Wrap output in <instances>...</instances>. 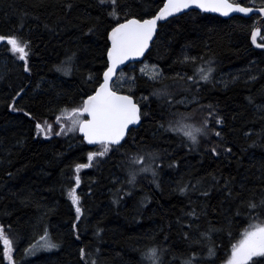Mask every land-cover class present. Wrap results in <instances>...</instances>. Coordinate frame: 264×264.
<instances>
[{
  "label": "trees",
  "instance_id": "trees-1",
  "mask_svg": "<svg viewBox=\"0 0 264 264\" xmlns=\"http://www.w3.org/2000/svg\"><path fill=\"white\" fill-rule=\"evenodd\" d=\"M233 1L264 6V0ZM162 2L118 0L121 22L125 13L148 17ZM110 11L112 5L99 0H0V35L17 36L30 49L25 71V62L0 42V226L13 242V264H141V254L154 246L166 249L163 264H184L194 255L196 264L220 262L252 218L261 213L264 219V208L248 207L264 199V50L250 41L253 27L264 24L255 15L223 18L196 10L159 24L142 60L157 66L159 79L139 72L140 61L115 81L146 115L122 146L80 170L77 186L75 165L88 163V152L100 146L88 147L77 131L37 136L35 124L47 120L60 131V110L81 105L100 84L107 33L116 23ZM73 53L71 74L58 72ZM185 56L196 59L184 62ZM209 61L215 69L210 82L187 80ZM157 89L168 95L153 96ZM184 96L194 99L185 110H197L199 124V115L210 121L206 141L197 145L166 130V120L177 114L174 100ZM137 152L144 162L136 168L151 165L156 175L141 172L130 184L124 157ZM72 189L80 198L79 220ZM45 232L58 247L27 255ZM0 264H9L2 241Z\"/></svg>",
  "mask_w": 264,
  "mask_h": 264
},
{
  "label": "snow or ice",
  "instance_id": "snow-or-ice-1",
  "mask_svg": "<svg viewBox=\"0 0 264 264\" xmlns=\"http://www.w3.org/2000/svg\"><path fill=\"white\" fill-rule=\"evenodd\" d=\"M101 5H112V11L108 14L116 21L115 25L107 33V40L110 41V46L106 49L107 62L106 70L103 72V82L95 89L94 93L87 95L83 99L82 104L69 110L64 108L60 110V114L55 117V124L59 126L60 131H55V127L47 120L44 123L37 122L35 130L37 136L43 134L45 138L50 135H63L67 132H76L82 134L83 142L88 145H99L101 150L96 152H88V163H78L75 165L76 185L79 186L81 180L79 172L81 169L89 168L96 157H103L109 151L113 150V146H122L121 142L125 139L126 134L130 131L131 125H138L141 122L142 116L146 115L141 110L140 105L134 101L132 95L121 94L114 88V77L117 76L119 66L125 61L144 56L145 52L149 50L150 43L154 41L157 36L158 21L166 20L177 13H182L189 9H200L201 12L218 13L221 16L229 17L231 13H241L245 17H250L249 14L258 13L260 22L264 24V6L253 9L252 7L242 6L241 3L233 2V0H165L163 7L159 9L154 15L148 18L131 16L124 14L125 18L121 22V14L118 11V0H99ZM71 8V5H68ZM264 33V28H253L251 32V43L256 48L264 49V43H258L257 37ZM6 41L10 46L12 54L17 55L19 60L25 62V71H28L27 58L30 54L29 42L21 40L17 36L5 37L0 35V42ZM74 57L66 58L57 66L56 70L65 75H70L72 66L74 65ZM196 58L185 56L184 62H194ZM208 66L198 68L193 76H187V80L199 83L210 82L213 79L215 69L211 66V62H207ZM159 75V74H158ZM198 75V80L195 77ZM91 79V77H89ZM133 80L135 78H132ZM155 79V77H153ZM23 91V89H21ZM131 91V89H130ZM17 95H20L18 92ZM153 96L157 98L166 97L168 93L166 90H153ZM143 99H147L144 97ZM209 115H211L212 106H207ZM13 111H17L13 107ZM27 115V113H26ZM210 121L207 119L199 128H189L180 125L179 122L171 125L167 131L182 132L183 136L187 138L192 145L200 143L199 136L207 137L209 135ZM216 124H222V118L215 120ZM163 127V125H161ZM214 135L221 137L220 131H214ZM226 151L231 152L228 148ZM213 155H218L216 147L211 149ZM149 157L155 161L158 157L156 154L149 153ZM144 157H134L132 163H143ZM141 172H151L153 176L156 175L155 169L150 165L141 167L139 169L133 168L129 171L130 179L128 183L133 184L136 176ZM181 194L186 191V186L179 189ZM207 195V192L203 193ZM229 194H231L229 192ZM72 204L76 206V218L80 219L81 208L79 207V196L76 195L75 189L69 193ZM250 210L257 208H264V199L257 205L255 202H249ZM195 215V212L189 213ZM239 215V213H237ZM261 213H258L254 219L257 223H250L248 228L242 233L241 238L231 245V254L227 259L226 264H264V220L260 219ZM75 228L76 225H73ZM191 227V225H189ZM206 235V234H203ZM187 238V234H185ZM42 243L30 246L26 249L27 255H35L37 250H51L58 245L52 242L47 232L40 238ZM0 241L3 242V257L13 264V242L5 235L4 229L0 226ZM166 249H161L154 246L141 254V264H163L162 254ZM214 249H208L209 258L213 256ZM82 258L84 250L81 249ZM95 264V262H93ZM184 264H196V257H190Z\"/></svg>",
  "mask_w": 264,
  "mask_h": 264
},
{
  "label": "rangeland",
  "instance_id": "rangeland-1",
  "mask_svg": "<svg viewBox=\"0 0 264 264\" xmlns=\"http://www.w3.org/2000/svg\"><path fill=\"white\" fill-rule=\"evenodd\" d=\"M136 67H137V69H138L139 72H141L142 74H144V76H146L149 79H153V77H155V79H159V77L161 75V72L157 68V66L154 65V64H152V63H150V62H148V61H142ZM113 86H114L115 89L117 88L116 82L114 83ZM193 101H194V99L190 100V98H188L186 96L179 98V100L178 99L174 100L172 113H177V114L175 116V119H167L166 120V126H167V128L170 127V124L171 125H175V124H177V122H179L180 125H183V126H186V127L192 128V129L199 128V127H201L203 125V123L205 121L203 119V116L202 115H199L201 117V119H202V124H199L198 119L195 117V114H196L197 110L194 111V112H191L190 110H188V111L185 110L187 108V106H189L190 104H192ZM172 113L169 114V117L172 115ZM178 114H179V117L176 118L178 116ZM166 118H168V117H166ZM205 138L206 137L199 136L198 139L200 141H202V140L206 141ZM128 155H125V157H124V159L126 161L124 163H125V165L127 167L126 174H129V171L131 170V168H136L137 165H140L141 164V163L140 164L139 163H137V164H133L132 163V161H133L132 158L138 157L140 155V153H138V152L137 153H133L132 157L131 156L128 157ZM127 158H130V159H128V161H127ZM131 159H132V161H131ZM136 169H138V168H136ZM257 222H259V221L256 220V219H254V218H252V220H250L247 223V225L245 226V228L243 230H241L240 233H238L235 241H233L231 243V245L234 244V243H236L241 238L242 233L248 228V226H249L250 223H257ZM207 240H208L207 238L202 239V241L204 242V246L206 248L208 247ZM202 241L200 243H202ZM231 245H230L229 249L226 252V256H225V259L224 260H222L220 262L211 261V262H209V264H226V261L230 257V254H231Z\"/></svg>",
  "mask_w": 264,
  "mask_h": 264
},
{
  "label": "water",
  "instance_id": "water-1",
  "mask_svg": "<svg viewBox=\"0 0 264 264\" xmlns=\"http://www.w3.org/2000/svg\"><path fill=\"white\" fill-rule=\"evenodd\" d=\"M165 2V0H163V2H162V4L159 6V8L155 11V13L157 12V11H159V9L161 8V7H163V3ZM233 2H235V1H233ZM236 3H240V2H236ZM241 5L242 6H248V7H252L254 10L255 9H258V8H260V7H257V6H250V5H244L243 3H241ZM192 10H196V11H200L201 12V10L200 9H189V10H185L184 12H182V13H177V14H175L174 16H172V17H168L166 20H163V21H158V26H159V24H161V23H164L165 21H167V20H169L170 18H173V17H176V16H179V15H182V14H184V13H187V12H189V11H192ZM154 13V14H155ZM202 13H206V12H202ZM154 14H152V15H154ZM206 14H214V15H218V16H220V17H223V18H228V17H224V16H221L220 14H218V13H210V12H208V13H206ZM234 15H238V16H242V17H245L243 14H241V13H231L230 14V16L229 17H231V16H234ZM250 16H253V15H258V22H260V16H259V14L258 13H252V14H249ZM149 17V16H148ZM148 17H145V18H148ZM123 22V21H122ZM253 28H260V26L259 25H255ZM111 30V29H110ZM109 30V31H110ZM158 30V29H157ZM253 30V29H252ZM252 32V31H251ZM259 37H260V35L257 37V42H258V39H259ZM155 38V37H154ZM250 41H251V34H250ZM259 43V42H258ZM151 44L152 43H150V47H151ZM110 46V41H108V47ZM150 47H149V49H150ZM253 47L254 48H256L255 47V45H253ZM256 49H259V48H256ZM260 50H264V49H260ZM149 50H147L146 52H145V54H144V56H142V57H135V58H131V59H129V60H127V61H125L124 62V64H122V65H120L119 66V69H118V71H117V76H118V74L127 66V65H129V64H132V63H137V62H140V61H142V60H144V58H145V56H146V54H147V52H148ZM106 61H107V55H106ZM106 70V69H105ZM117 76L116 77H114V81L116 80V78H117ZM103 82V74H102V79H101V82L100 83H102ZM99 86V85H98ZM97 86V87H98ZM119 92V91H118ZM94 92H92L91 94H93ZM121 94H126V93H123V92H120ZM90 94V95H91ZM126 95H129V94H126ZM134 99V98H133ZM134 101H136L135 99H134ZM140 124V123H139ZM138 124V125H139ZM138 125H131L130 126V130L132 129V128H136ZM77 133L82 137V134L81 133H79V131H77ZM129 133V132H128ZM128 133L126 134V136H125V138L127 137V135H128ZM83 139V138H82ZM125 140V139H124ZM123 140V141H124ZM122 141V142H123ZM121 142V143H122ZM85 143V142H84ZM86 144V143H85ZM88 147H91V148H94V147H96V146H98V145H88V144H86Z\"/></svg>",
  "mask_w": 264,
  "mask_h": 264
},
{
  "label": "bare ground",
  "instance_id": "bare-ground-1",
  "mask_svg": "<svg viewBox=\"0 0 264 264\" xmlns=\"http://www.w3.org/2000/svg\"><path fill=\"white\" fill-rule=\"evenodd\" d=\"M250 6H254V5H250ZM257 7H259V6H257ZM261 28V27H260Z\"/></svg>",
  "mask_w": 264,
  "mask_h": 264
},
{
  "label": "flooded vegetation",
  "instance_id": "flooded-vegetation-1",
  "mask_svg": "<svg viewBox=\"0 0 264 264\" xmlns=\"http://www.w3.org/2000/svg\"><path fill=\"white\" fill-rule=\"evenodd\" d=\"M258 18V15H255Z\"/></svg>",
  "mask_w": 264,
  "mask_h": 264
}]
</instances>
